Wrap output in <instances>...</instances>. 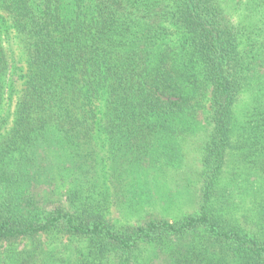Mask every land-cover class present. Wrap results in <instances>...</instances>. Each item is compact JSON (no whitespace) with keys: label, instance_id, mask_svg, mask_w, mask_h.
Listing matches in <instances>:
<instances>
[{"label":"trees","instance_id":"obj_1","mask_svg":"<svg viewBox=\"0 0 264 264\" xmlns=\"http://www.w3.org/2000/svg\"><path fill=\"white\" fill-rule=\"evenodd\" d=\"M241 9L235 22L220 0H0V264H50L42 244L14 248L43 236L85 242L79 264H138L143 246L165 264H264V203L248 227L237 169L222 186L237 154L264 192V0ZM200 126L198 211L113 221L101 146L123 184L137 169L180 170Z\"/></svg>","mask_w":264,"mask_h":264},{"label":"rangeland","instance_id":"obj_2","mask_svg":"<svg viewBox=\"0 0 264 264\" xmlns=\"http://www.w3.org/2000/svg\"><path fill=\"white\" fill-rule=\"evenodd\" d=\"M220 1L232 16V20L239 21L243 12L241 9L243 0ZM6 48L10 59L20 65V61L23 59L20 46L14 41L12 44H6ZM255 94V91L249 89L242 95L241 111L251 102ZM209 98L210 95L204 103L206 113L210 112ZM3 114H6V111L0 112V116ZM205 128L200 126V132L188 136L182 142L183 155L181 158L183 164L180 170L177 171L174 168L160 169L159 166H154L139 172L136 168V173H126L123 176V184H118L117 177L114 174L116 172L114 161L118 159H115L109 150L107 151V147L103 148L101 146L105 152L103 154L106 156V175L108 178L110 177L111 182L116 181L115 184L110 185L113 198L110 217L113 221L121 224H137L140 221L143 222L144 218L150 214L166 220H176L198 211L202 187L199 176L202 168L200 153L206 139ZM98 148L96 145V150ZM101 148H99L100 151H102ZM247 163L248 161L241 159L240 155L231 156L229 164L225 167L223 184H221L227 186V183L232 180L233 172L237 169L239 177L238 179L233 178L235 182L230 184L233 192V208L239 222L250 227L253 217L262 209L260 205L264 203V192L259 190L260 182L256 180L258 175L256 169L252 165L248 166ZM118 173H120V170L117 171ZM133 176L138 178L136 184L131 187L126 179ZM246 176H248L247 181ZM132 193L139 195V200H134ZM38 244H42L43 251L47 256H51L50 264H79V261L83 258L80 252L86 248L85 242L71 241L67 238L53 239L47 236L40 237L36 242H20L14 248L18 252L27 251L33 245ZM6 246L5 244L0 249H5ZM156 250L153 246H143L139 251L141 258L138 264H165L163 256L160 255L159 258Z\"/></svg>","mask_w":264,"mask_h":264}]
</instances>
